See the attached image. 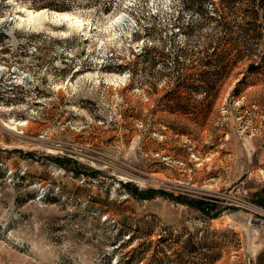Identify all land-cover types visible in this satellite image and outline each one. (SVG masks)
Instances as JSON below:
<instances>
[{
  "label": "rangeland",
  "instance_id": "obj_1",
  "mask_svg": "<svg viewBox=\"0 0 264 264\" xmlns=\"http://www.w3.org/2000/svg\"><path fill=\"white\" fill-rule=\"evenodd\" d=\"M0 264H264V0H0Z\"/></svg>",
  "mask_w": 264,
  "mask_h": 264
},
{
  "label": "bare ground",
  "instance_id": "obj_2",
  "mask_svg": "<svg viewBox=\"0 0 264 264\" xmlns=\"http://www.w3.org/2000/svg\"><path fill=\"white\" fill-rule=\"evenodd\" d=\"M26 14L24 17L18 16L20 22L27 24V26H39L45 19H50L53 22L60 23L66 22L70 27H74L75 29H88L89 23H85L83 18L72 12H56L50 11L47 9L41 10H31L26 9ZM13 128V127H10Z\"/></svg>",
  "mask_w": 264,
  "mask_h": 264
}]
</instances>
